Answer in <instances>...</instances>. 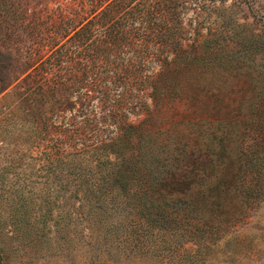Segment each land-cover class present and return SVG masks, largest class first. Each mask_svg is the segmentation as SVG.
<instances>
[{
	"label": "trees",
	"instance_id": "1",
	"mask_svg": "<svg viewBox=\"0 0 264 264\" xmlns=\"http://www.w3.org/2000/svg\"><path fill=\"white\" fill-rule=\"evenodd\" d=\"M216 1L225 2L0 0V93L8 90L12 97L11 120L40 125L35 132L43 140L52 129L41 151L42 175L58 182V193L78 194L82 220L103 226V238L112 233L114 209L134 205L141 212L145 197L165 183L157 181L171 159L187 150L202 153L195 139L201 136L198 127L206 135L208 126L213 132L215 123L224 128L236 121L225 116V93L232 90L225 87V70L241 80L244 96L257 87L249 66L260 53L264 63V23L256 31L234 19L242 0L210 20L219 10ZM261 96L251 102H263ZM246 124L243 132L214 133L212 142L223 146L225 175L246 184L245 189L228 186L231 198L251 203L264 196V127ZM226 141L235 143V151ZM67 145L74 148L67 153L71 160L61 155ZM211 147L206 143L214 155ZM50 197L40 205L53 204ZM181 204L193 203L166 202L156 207L159 217L146 220L164 227L171 222L169 208ZM238 207L228 220L243 214V205ZM22 208L10 219L16 235L24 243L31 234L38 240L43 232L27 227L32 223ZM2 249L0 243V264Z\"/></svg>",
	"mask_w": 264,
	"mask_h": 264
},
{
	"label": "rangeland",
	"instance_id": "2",
	"mask_svg": "<svg viewBox=\"0 0 264 264\" xmlns=\"http://www.w3.org/2000/svg\"><path fill=\"white\" fill-rule=\"evenodd\" d=\"M235 1L238 0H225L221 4L216 1L219 10L211 12L210 20L221 12H231ZM240 7L242 10L234 15V19L260 30L264 23V0H242ZM202 32H206L204 27ZM261 55L249 66L257 80V87L248 93L249 97L243 95L241 80L225 70V87L232 89L225 93V116L236 119L231 125L226 123L225 129L243 132L249 121L264 127V101H258L255 106L252 103L255 99L251 98L255 96L259 100L258 95L262 97L264 93ZM6 92L8 90L0 93V243L3 264H264V196L251 203L231 198L228 186L243 189L246 184L235 183V175H225L223 146L217 141L212 142L216 137L214 133L220 134L224 130L222 126L213 124V132L208 126L206 135L205 129L198 127L196 133L201 136L195 139L198 141L196 145L202 147V153L194 149L193 155H189L187 150L185 155H178V160L173 162L171 159L160 175L162 180L157 181L165 183L156 184L153 194L145 197L141 212L134 205L114 209L109 216L113 230L106 239L103 238V226L98 223L89 226L82 220L85 210L76 206L80 203L78 194L73 198L69 196V190L58 193V182L50 174L42 175L44 172L39 165L46 164V159L41 151L43 142L54 135L52 129L47 128L48 136L43 140L35 132L40 125L27 120L12 121L7 106L13 101ZM130 118L136 121L134 117ZM246 141L251 143L252 140ZM206 143L214 146L211 147L215 150L214 155L205 149ZM225 144L235 151L234 142L226 141ZM71 150L74 148L70 145L64 146L61 155L71 160L74 157L67 154ZM11 161H14L13 166ZM62 177L64 181L68 180L64 175ZM252 180L250 182L254 183ZM47 194L53 197L50 200L54 201L53 204L40 205L46 202L43 197ZM186 201L193 204L169 208L171 222L164 227L146 220L147 215L159 217L156 207L164 208L166 202ZM72 202L75 204L70 205ZM20 204L22 210L26 208L24 216L27 221L32 223L27 227L32 230L39 227L43 232L38 240L31 234V240L24 243L16 235L10 219ZM239 204L243 205V214L237 219L232 218L235 221L228 220L227 214L240 210Z\"/></svg>",
	"mask_w": 264,
	"mask_h": 264
}]
</instances>
